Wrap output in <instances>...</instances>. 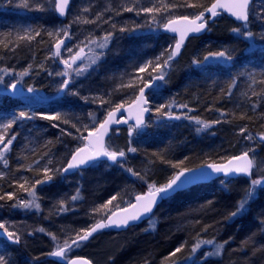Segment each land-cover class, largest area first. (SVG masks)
<instances>
[{"label": "trees", "instance_id": "trees-1", "mask_svg": "<svg viewBox=\"0 0 264 264\" xmlns=\"http://www.w3.org/2000/svg\"><path fill=\"white\" fill-rule=\"evenodd\" d=\"M214 1L194 0L203 7H209ZM40 2L45 5L43 11L34 10L36 0H29L30 7L27 8L23 6V0H2L0 40L7 39L3 34L8 32L13 33L14 39L17 29L29 25L41 26L44 29L61 27L70 24L77 14L91 19L106 6L115 7L121 0H72L69 14L64 20L58 19L50 10L48 0ZM141 2L148 6L150 0ZM89 6H91L89 12L81 11L82 8ZM203 7L180 8L173 14L175 16L191 14L202 11ZM254 7L256 11H260V0L255 1ZM109 15L112 16V22L116 23L117 29L120 26L142 27L134 32L122 33L116 30L111 43L104 50L105 57L98 65L93 66L95 71L89 69V73L81 77L73 75L72 85L62 93L58 89L63 78L56 76L55 72L63 70L64 65L59 62V58H47L54 51L52 47L54 38L50 39L42 33V36L37 37L30 45L22 43L14 53L0 47V68L20 72L32 65L29 74L22 78L10 75V79L15 82L19 79L20 89L27 92V89L32 87L37 90L34 94L38 97L45 94L53 97V100L47 102L38 99L30 101L28 97L21 99L16 96L1 97L0 122L8 114L20 110L36 112L59 110L68 113L73 123L79 118L82 123L89 124L87 114L95 111L98 118L102 119V113L107 105L100 107L97 104L85 103L79 97L69 95V92L78 90L81 95H96L110 91L121 73L134 72V64L158 55L173 43L171 38L161 33V28L152 23L147 14L141 13L137 16L135 13L123 12L117 16L114 12H105V18ZM250 19L248 30L254 32L255 36L251 40H246L231 32L232 28L242 25L223 15L219 16L214 23L209 24L204 37L192 39L187 43L182 55L173 62L172 68L168 71L167 83H159L162 86L150 92L151 114L148 122L131 138V146L136 147L138 152L128 153L126 161V167L145 175V180L130 175L119 164L112 167L107 163H99L70 178H63L57 174L50 183L37 185V194L41 198L39 211L12 208L10 205L18 200L30 198L19 187V184L23 183L21 177H27L29 180L25 187H29L35 179L43 178L42 172L37 174L23 169L17 171L20 164L27 165L37 159L41 153L48 150L43 147L45 141L51 140L53 143L49 145V154L53 160V167H60L69 158V151L75 149L79 143L71 136H63L61 140H57L61 133L58 128L51 126L53 121L37 118L19 122L14 126L11 131L19 135L12 145L9 167L4 168L0 163V171L5 173V176L0 178V195L14 193L12 200L7 198L0 200L2 205L0 214L9 217L7 223L19 227L18 234L21 236L19 245L0 239V254L5 255L8 264H57L48 259L47 253L54 249L56 243L48 233L58 236L59 243H63L68 237L74 238L76 230L100 219L102 211L95 213L92 211L93 208L104 204L117 193H124L123 199L117 196L112 205L133 201L137 194H144L148 190L149 184L154 183L157 186L165 184L178 171L171 165L181 160L184 161L180 165L182 168L221 164L233 155H239L246 148L255 147L258 160L264 161V143H259L256 135L264 133V115H261L264 113V99L252 96L248 88L252 77L257 81L264 80V39H261L264 23L254 17ZM157 20L163 23L161 16H158ZM108 30H111L109 24L97 27L94 24L71 23L69 32L72 38L66 40V44L73 47L75 52L78 49L74 46L83 47L80 42L90 33L95 37H101ZM41 39L44 43L39 42ZM225 49L233 56L232 61L201 66L192 63L194 59L203 60L209 52ZM85 52H88L87 48ZM62 56L67 58L68 53L62 50ZM77 64H80V61H77ZM49 71L53 72V75H48ZM232 77H237L233 95L231 98L223 97L221 88H226ZM252 87L259 93L264 85L257 83ZM113 99L119 101L121 97L114 96ZM258 100L259 107L253 113L251 104ZM171 101H175V104L171 109L165 108L163 111L170 110L174 116H181V119H170L167 115L156 112L157 106L168 105ZM181 104L188 107H176ZM245 110L253 119H240L241 113ZM221 111L226 115L222 117ZM185 115L194 119H185L183 118ZM196 119L205 122L219 119L222 122L212 123L211 127L197 132L196 129L201 125L196 123ZM245 125L248 132L256 137L252 142L244 139L247 132L239 134V129ZM61 127L69 128V125ZM127 128L113 134L108 142L113 149H127L129 142ZM71 131L75 134V129ZM41 163L43 164V161ZM76 180H78L76 188H71L70 185L66 188L68 184H76ZM244 180H223V184L222 180H219L198 185L169 199L151 218L156 224L155 230H152L147 222L121 235H105L116 239L115 247L106 252L105 264H173V261L182 264L191 259V245L195 242L193 238L197 232L205 240L215 239L216 242H224L231 239L225 245L219 260L202 261L199 258L189 264H264V224L261 223L264 221V187L259 189L245 212L231 220L226 219L228 214L235 210L237 201L248 188L243 187ZM77 189L80 190L82 199L72 201L70 197L76 194ZM60 200L67 202L68 211H58ZM19 218L26 220L22 222ZM196 221L200 223L197 224ZM204 225H210L207 231H201ZM147 226L150 230L143 232ZM39 228H44L48 232L47 235L37 231ZM28 230L33 234L30 235ZM250 236L253 239L244 244L243 242ZM185 241L187 245L180 253L170 260L165 259ZM100 250L103 251L102 248ZM94 252L95 250L91 254Z\"/></svg>", "mask_w": 264, "mask_h": 264}, {"label": "snow or ice", "instance_id": "snow-or-ice-1", "mask_svg": "<svg viewBox=\"0 0 264 264\" xmlns=\"http://www.w3.org/2000/svg\"><path fill=\"white\" fill-rule=\"evenodd\" d=\"M71 2L72 0H48L50 10L56 13L59 17H65L68 14ZM254 5L255 0H215V3H212L210 7H203L194 2V0H192V2H190V0H150L149 5L144 6L141 0H121V2L115 7L112 5L106 6L103 11L97 12L94 18L90 19L87 16L82 17L79 14L73 17L71 23L94 24L97 27L101 24H109L111 29L105 31L104 35L101 37H95L90 33L85 37L84 41L80 42L83 47L80 45L74 46L78 49L75 52L73 51V47H69L66 44V40L72 38L69 32L71 23L68 25H62L61 27H53L52 29H44L41 26L32 27L31 25L21 27L16 30L14 39L13 33L11 32L3 34L6 35L7 39L0 40V47L13 53L22 43L30 45L37 37H41L42 33L47 35L50 39L54 38V42L52 43L54 51L51 56L47 58H59V62L64 65L62 71L55 72L56 76L63 77L58 89L61 92L70 88L73 83V75L75 77H81L89 73V69L95 71L93 66L98 65L105 57L106 53L104 50L108 48L116 30L122 33L134 32L137 28L142 27L141 25H136L135 27L120 26L117 29L116 23L112 22V16L109 15L105 18V12H114L117 16H120L123 12L135 13L137 16L144 13L150 17L152 23L156 24L157 28H163L166 32L173 34L171 37L173 43L165 47L158 55L134 64V72L121 73L120 76L116 78L117 82L110 91L96 95H81L78 90L69 92V95L79 97V99L85 103L97 104L100 107L107 105L104 113H102V119L98 118L95 111H90L87 114L90 120L89 124L82 123L79 118H76V122L73 123L72 118L68 113L59 110L50 112L20 110L8 114L5 119L0 122V163H2L4 168L9 167V155L12 151V145L19 135V133L12 132L11 130L14 126L18 125L19 122L32 121L37 118L53 121L54 123H52L51 126L53 128H58L61 133V135L57 137V140H61L63 136H71L73 140L79 142L75 149L69 151V158L66 163L60 167H53V160L49 154V145L53 143L51 140L45 141L43 147L48 150L41 153L37 159L32 160V162L27 165L20 164L17 171L23 169L37 174L42 172L43 178L35 179L34 183H31L29 187H25V185L29 183V180L27 177H21L23 183H20L19 187L23 192L27 193L30 198L20 199L16 203L10 205V207L24 210L35 209L39 211L41 209V204L39 203L41 198L37 194V185L50 183L57 174L63 175L69 171L80 170L83 167H94L102 162V158L113 164H119V166L130 175L137 177L140 180H145V175H141L131 167H126V161L128 153L138 152L136 147L131 146V138L139 129L145 126L144 114L151 111L148 107L151 101L148 95H146V89L149 92H154L155 90H158L162 84L167 83L166 77L168 71L172 68L175 59L181 54V49L187 37L192 33H200L205 30L209 20L217 17L222 12H227L236 21L242 22L241 27H234L231 29L232 33L242 36L246 40H251L255 36V33L248 30V25L251 23L250 17H254L264 23V0H260V11H256ZM23 6L26 8L30 7L29 0H23ZM198 7H203V10L179 16L173 14L175 10L180 8L196 9ZM34 10L43 11L45 10V5L42 4L40 0H36ZM90 10L91 6L84 7L81 11L87 13ZM206 14L209 15L206 17ZM158 16L163 18V23L158 22ZM261 39H264V32L261 34ZM39 42L44 43L42 39ZM10 45H12L11 48L9 47ZM85 48L88 49L87 53L85 52ZM62 50L68 53L67 58L62 56ZM232 60L233 56L227 49H225L223 51L209 52L203 57V60L194 59L192 63L201 66L209 61L224 62ZM77 61H80L79 65L77 64ZM41 67L43 66L41 65ZM31 68V64L28 68L20 72H16L15 69L10 68H0V85L5 84L6 76L12 75L22 78L29 74ZM48 75H53V72L49 71ZM157 81L162 82V84H157ZM19 83V79L14 83H8L6 89H10L11 93L15 95ZM257 83L264 85V80L257 81L252 77L248 88L251 90L252 96L264 99V88L258 93L252 87ZM236 86L237 77H232L228 81L226 88H221V95L223 97L231 98L233 95V88ZM36 91L37 90L32 87L27 89L28 93H34ZM244 95H247V93H244ZM114 96H120L121 99L115 101L113 99ZM248 99L250 100L251 97ZM174 104L175 101H171L168 105L157 106L155 110L161 115H167L170 119H181V116H174L170 110L167 112L163 111L165 108L171 109ZM176 107L187 108L188 106L186 104H181L176 105ZM258 107L259 100L251 104V111L255 113ZM124 112H127V117L123 115ZM220 115L223 117L226 113L221 111ZM261 115H264V113H261ZM183 118L194 119L187 115ZM245 118L249 120L253 119L252 116L247 115L246 110L240 115V119ZM130 120L134 122L130 123ZM221 122L222 121L219 119L213 122H205L196 119V123L201 125L196 131L200 132L203 129L211 127L212 123L219 124ZM120 124L128 125L127 133L129 142L126 150L113 149L105 140L106 137H109L111 131H120L119 128H112L113 125ZM61 125H69V128H63ZM71 129H75V134ZM246 132L248 133L247 135H244L246 141L252 142L256 139L251 132H248L247 125L239 129V134L241 135ZM256 135L259 143H264V133H257ZM33 152H35V149H33ZM255 152V147H248L239 155H233L224 164L213 163L202 165L200 168H182L180 165L184 163L183 160L179 161L177 164H172L171 166L178 169V171H176L173 176L161 186H157L154 183L149 184L146 193L137 194L134 203L127 202L128 207L120 209L124 215L118 217L116 211L109 210V205H112L113 201L117 199V196H120L121 200L123 199L124 193H117V195H113L104 204L92 209L95 213L103 211L104 216L96 220L93 224L76 230L74 238L68 237L64 239L63 243H59L58 236L53 233H48L52 240L57 243H55L54 249L47 253V255L59 258L64 264H92V261L87 258H73L69 254L74 248H78L83 242L88 241L93 234L99 230L112 226L117 228L127 227L130 222L140 221L143 217L152 213L153 208L158 201L169 198L172 193L182 189L185 185L209 177L212 173H222L225 177L230 175H243L249 177V187L245 190L241 199L237 201L235 210L230 212L226 217V219L231 220L246 211L247 205L255 197V189L257 187H264V161L258 162ZM25 159H27V157H25ZM185 159H187V157ZM41 161H43V164ZM205 168L210 169L211 171H203ZM254 169L260 173L257 178H252ZM4 176L5 173L0 171V178H3ZM221 183L223 184L224 181L222 180ZM5 198L12 200L14 198V193L0 195V200H4ZM70 199L72 201L82 199L80 196V190L77 189L76 194L72 195ZM66 203L65 200L58 201V211H68L69 209L66 207ZM209 203H211V201H209ZM0 207H2V205H0ZM115 207L119 209V205H115ZM196 223L198 224L200 222L196 221ZM261 223L264 224V221ZM149 224L151 229L155 230V222L150 219ZM10 227L14 228L15 226L8 225L6 221L0 222V236L4 237L8 242L19 244L21 242V236L16 231L9 230ZM208 227H210V225H204L201 231H207ZM37 231L45 232L46 230L44 228H39ZM29 234L31 235V233ZM193 239L195 241L191 245V253L193 255L204 245L212 246V250L205 253V257L207 258L209 256L220 257L225 245L230 242L231 238L224 242H216L215 239H202L200 233L197 232ZM252 239L253 237L250 236L243 243L247 244ZM186 245L187 241L181 243V245L176 247L165 259L170 260L171 257H175L177 253H180L186 247ZM0 264H8V260L3 254H0ZM173 264H178V261H173Z\"/></svg>", "mask_w": 264, "mask_h": 264}, {"label": "rangeland", "instance_id": "rangeland-1", "mask_svg": "<svg viewBox=\"0 0 264 264\" xmlns=\"http://www.w3.org/2000/svg\"><path fill=\"white\" fill-rule=\"evenodd\" d=\"M2 0H0V10H2ZM218 62H220V61H209V62H205V64H211V63H218ZM79 65V64H78ZM61 71H62V69H61ZM63 78V77H62ZM15 81H13L12 79H10V76H6L5 77V84L4 85H0V99H1V97H14V96H16L17 98H25V97H28V99L30 100V101H35V100H40L41 102H43V100L44 101H51V100H53V97H49V96H47V94H45L44 96H41V97H38L37 96V94H34V93H28V92H25V90H23L22 88L20 89L19 88V85H17V88L19 89V92H18V94H15V95H13L12 93H11V90L10 89H6V85L8 84V83H14ZM62 93V92H61ZM59 96H60V93L58 94ZM57 95V96H58ZM151 114V113H150ZM146 126V125H145ZM144 126V127H145ZM143 127V128H144ZM114 133H116V132H114ZM256 155V154H255ZM256 158H257V156H256ZM257 161L258 162H260L259 160H258V158H257ZM118 165V164H117ZM260 175V173L257 171V170H255L254 169V171H253V176H252V178H257V176H259ZM79 180V179H78ZM78 180H76L75 182H76V184H68L67 186H66V188L70 185L71 186V188L72 187H74V188H76L77 187V182H78ZM81 181V180H80ZM244 185H243V187L244 188H246V187H249V179L247 180V179H245L244 180V183H243ZM261 187H257L256 189H255V197L257 196V194H258V191H259V189H260ZM75 190V189H74ZM148 191V190H147ZM146 191V192H147ZM136 195V194H135ZM134 195V196H135ZM244 195V194H243ZM242 195V196H243ZM254 197V198H255ZM253 198V199H254ZM241 199V198H240ZM252 201V200H251ZM250 201V202H251ZM128 202H132V201H128ZM115 205H119V209H117L116 207H115ZM249 205V204H248ZM248 205H247V207H248ZM126 207H128V203L127 202H124V203H114L113 205H109V210L110 211H117V210H120V209H123V208H126ZM33 210H35V209H33ZM35 211H37V210H35ZM109 214H110V212H109ZM101 215H103L104 216V212L102 211L101 213H100V218H101ZM102 216V217H103ZM240 216V215H239ZM9 219V217H4L2 214H0V222H5L6 220H8ZM20 220H22V222H24L26 219H21V218H19ZM10 221V220H9ZM11 222V221H10ZM8 225H14V224H11V223H9L8 222ZM15 227L13 228V227H10V229L9 230H13V231H16L17 233H19V230H18V226L17 225H14ZM150 230V227L149 226H147V227H144V229H143V232H148ZM28 233H31V234H33L32 233V231H30V230H28L27 231ZM41 233H44V234H46L47 235V231H45V232H41ZM121 234H123V233H118V234H114L115 236L116 235H121ZM105 236V235H104ZM100 237V238H98V239H96L94 242H92L91 244H89V245H85V246H80V247H78V248H74L73 249V251L74 250H77V249H80V253H81V251H83L82 252V254H84V253H87V256H89L90 258H92L91 260L94 262V264L96 263V264H105L106 263V261H105V257H106V252L107 251H109V250H111V249H113L114 247H115V245H116V239L115 238H113V237H107V236H105V237ZM113 236V235H112ZM55 243V242H54ZM57 243V242H56ZM97 244V245H96ZM100 248H102V250L103 251H101L100 250ZM90 250H92V252H93V250H95V252L96 253H99V255H97L95 252H94V254H91L92 252L90 251ZM212 250V246H209V245H204V246H202L194 255L191 253V259L189 260V261H185V262H183L182 264H189L190 262L191 263H194L195 261H197V259H199L200 258V260H202V261H209V260H219L221 257H222V255H223V252H224V249H223V252H222V255L220 256V257H215V256H209V257H205V253L206 252H209V251H211ZM91 252V253H90ZM104 254V255H103ZM69 255H72V253H70ZM96 257V259L93 257ZM162 264H164V263H162ZM167 264V263H166Z\"/></svg>", "mask_w": 264, "mask_h": 264}, {"label": "water", "instance_id": "water-1", "mask_svg": "<svg viewBox=\"0 0 264 264\" xmlns=\"http://www.w3.org/2000/svg\"><path fill=\"white\" fill-rule=\"evenodd\" d=\"M255 1H256V0H255ZM213 3H215V1H214ZM71 4H72V2H71ZM71 4H70V6H69L68 14H69V11H70V8H71ZM210 6H211V5H210ZM210 6H209V7H210ZM55 14H56V13H55ZM68 14H67L65 17H59L57 14H56V16H57L58 19H60V20H64V19L68 16ZM207 15H209V14H206V17H207ZM221 15L227 17L228 19H230L231 21L235 22V23L238 24V25H242V22H240V21H236V20H235V19H234L229 13H227V12H222V13H221L220 15H218L217 17L213 18L212 20H209L208 25H207V28H206L205 30L201 31L200 33H192V34H190V35L187 37V39L185 40L184 45H183V47H182V49H181V54L175 59L174 62H176V61L179 59V57L182 55V53H183V51H184V48H185V46L187 45V43H188L190 40H192V39H197V38H202V37H204V36L207 34V32H208L209 24L214 23V22L218 19V17L221 16ZM161 33L164 34L165 36L169 37V38H171L172 35H173V34L170 33V32H166L163 28H161ZM167 76H168V75H167ZM166 79H167V77H166ZM159 83H160V81H157V84H159ZM18 92H19V89L17 88V92H16V94H18ZM146 95L149 96V91H148L147 89H146ZM148 107L150 108V104L148 105ZM150 113H151V111L146 112V113L144 114V122H145V125H146V123H147V121H148V118H149V116H150ZM123 115H124L125 117H127L128 114H127V112H124ZM118 117H119V114H118ZM129 122H130V123H133L134 121L130 120ZM126 127H128V125H125V124L113 125V126H112L113 129L119 128V130H120V129H123V128H126ZM114 132H115V131H111V132L109 133V137H110V139L112 138ZM109 137H106V138H105V140H106L107 143L110 141ZM226 162H227V161H226ZM226 162H225V163H226ZM100 163H107L108 165H110V166H112V167L117 165V164H113V163L110 162V161H106V160H104V158H102V162H100ZM98 164H99V163H98ZM221 164H224V163H221ZM91 168H92V167H83V168H81L80 170L69 171L68 173H64L63 176H64L65 178H70V177L75 176V175H77V174H79V173H81V172H85V171H87V170H89V169H91ZM197 168H200V167H197ZM203 171L210 172L211 170L205 168V169H203ZM225 178H226V179H229V180H232V181H235V180H237V179H239V178L249 179V177H247V176H243V175H230V176H228V177H225L222 173H212V175L209 176V177L202 178V179H199V180H197V181H195V182H193V183H190V184L185 185L182 189L178 190V191L175 192V193H172V194L170 195L169 198L164 199V200H161V201H158L157 204L154 206L152 213L148 214V216H146V217H143L140 221L130 222L129 225H128L127 227H119V228H117V227H115V226H112V227H108V228H105V229L99 230L98 232L94 233L93 236H92L89 240H91L94 236H96L97 234H99V233H101V232L113 231V232H115V233H117V234H118V233H124V232H127L128 230H130L131 228L138 227V226H140V225H142V224H144V223H147V222L153 217V215L156 213L157 209H158V208H159L164 202L168 201L169 199H171V198L177 196V195L180 194V193H183V192L187 191L188 189H191L192 187H195V186H198V185H206V184H210V183H213V182H216V181H218V180H220V179H225ZM134 202H135V198L133 199V202H132V203H134ZM116 212H117L118 217L124 215V213H123L122 211H120V210H117ZM0 239L7 241V240H6L4 237H2V236H0ZM89 240H88V241H89ZM88 241H86V242H88ZM7 242H8V241H7ZM9 243H11V242H9ZM83 243H84V242H83ZM11 244H13V243H11ZM16 245H19V244H16ZM52 258H55V259H56L57 261H59V262H63V261L60 260L59 258H56V257H52ZM92 264H93V262H92Z\"/></svg>", "mask_w": 264, "mask_h": 264}, {"label": "flooded vegetation", "instance_id": "flooded-vegetation-1", "mask_svg": "<svg viewBox=\"0 0 264 264\" xmlns=\"http://www.w3.org/2000/svg\"><path fill=\"white\" fill-rule=\"evenodd\" d=\"M124 233H126V232H124ZM110 234H117V233H115V232H113V231H106V232H101V233H99V234H97L96 236H94L91 240H89L88 242H84V243H82L81 244V246H85V245H89V244H91L92 242H94L96 239H98V238H100V237H103L104 235H110ZM82 252L83 251H81V253H80V249H77V250H74V251H72L71 253H72V255H70L71 257H73V258H75V257H80V258H87V259H89V260H91L92 258H90L89 256H87V253H84V254H82ZM48 259L50 260V261H52V262H55V263H57V264H64V262H59V261H57L55 258H52L51 256H49L48 257ZM92 261V260H91ZM93 262V261H92ZM93 264H94V262H93ZM96 264V263H95Z\"/></svg>", "mask_w": 264, "mask_h": 264}, {"label": "bare ground", "instance_id": "bare-ground-1", "mask_svg": "<svg viewBox=\"0 0 264 264\" xmlns=\"http://www.w3.org/2000/svg\"><path fill=\"white\" fill-rule=\"evenodd\" d=\"M63 178H65L63 175H62Z\"/></svg>", "mask_w": 264, "mask_h": 264}]
</instances>
